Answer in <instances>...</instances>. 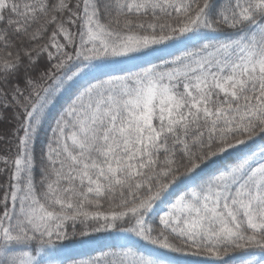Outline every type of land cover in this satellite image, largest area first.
<instances>
[{
  "label": "snow or ice",
  "instance_id": "snow-or-ice-1",
  "mask_svg": "<svg viewBox=\"0 0 264 264\" xmlns=\"http://www.w3.org/2000/svg\"><path fill=\"white\" fill-rule=\"evenodd\" d=\"M0 124V264H264V0H0Z\"/></svg>",
  "mask_w": 264,
  "mask_h": 264
},
{
  "label": "trees",
  "instance_id": "trees-1",
  "mask_svg": "<svg viewBox=\"0 0 264 264\" xmlns=\"http://www.w3.org/2000/svg\"><path fill=\"white\" fill-rule=\"evenodd\" d=\"M174 55L175 54H178V51L177 52H174L173 53ZM64 101H61V103H63ZM53 117L56 115V113L55 112H53ZM49 123H51V119L49 120ZM7 127V125H5V124H0V129H3V128H6ZM232 162H234V158H232V157H228V158H226V159H223L218 165H217V167L218 168H223V167H225V166H227V165H229L230 163H232ZM112 245H114V243H111V244H109V245H107V246H104V247H102V248H100V249H95V250H93V251H91V252H88V253H85V254H82V255H74V256H71V257H73L74 259H76V260H84V259H88L89 257H91V256H93V255H97V254H99L100 252H102V251H105V250H107L110 246H112Z\"/></svg>",
  "mask_w": 264,
  "mask_h": 264
},
{
  "label": "rangeland",
  "instance_id": "rangeland-1",
  "mask_svg": "<svg viewBox=\"0 0 264 264\" xmlns=\"http://www.w3.org/2000/svg\"><path fill=\"white\" fill-rule=\"evenodd\" d=\"M111 243H115L112 240L106 239V238H101L96 241V243L90 245V246H84V247H76L74 250H72L69 255L74 256V255H82L88 252H91L95 249H100L104 246H107Z\"/></svg>",
  "mask_w": 264,
  "mask_h": 264
}]
</instances>
